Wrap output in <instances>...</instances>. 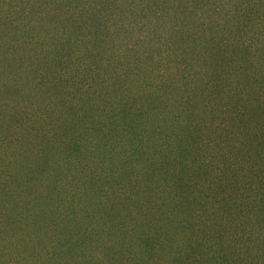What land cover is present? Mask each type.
Here are the masks:
<instances>
[{"label":"rangeland","instance_id":"374dc122","mask_svg":"<svg viewBox=\"0 0 264 264\" xmlns=\"http://www.w3.org/2000/svg\"><path fill=\"white\" fill-rule=\"evenodd\" d=\"M262 99L264 0H0V210L19 213L0 231L58 201L41 229L85 236L76 264H115L89 231L110 246L185 200L264 194Z\"/></svg>","mask_w":264,"mask_h":264},{"label":"trees","instance_id":"16d2710c","mask_svg":"<svg viewBox=\"0 0 264 264\" xmlns=\"http://www.w3.org/2000/svg\"><path fill=\"white\" fill-rule=\"evenodd\" d=\"M261 101L264 102V99ZM226 113L234 114L231 110ZM46 114L51 115L45 111L37 120L52 122ZM262 126L261 124L260 129L252 136L259 142L252 143L264 144ZM254 146L247 145L246 150ZM249 157L253 165H248L247 169H253L256 165L255 158L250 155ZM261 177H264V169ZM246 179L250 181L248 177ZM247 180L246 183H249ZM262 181L264 182V178ZM250 185L243 184L241 190H235L234 196L226 199L222 197L208 200L203 197L198 200H185L183 203L192 202V206L170 212L172 217L167 222L162 220L163 217L162 221L156 223L149 219L138 223L134 227L139 228L138 236L132 235L131 228L112 229L110 246L100 241L99 231H89V235L93 234L91 236L94 248H104V253L100 256L112 258L115 264H156L161 258L174 264H264L259 262L264 259V194H254ZM41 196L50 198L46 194ZM32 206L34 207L30 208V212L39 216L40 222H25L18 228L10 224L0 231V264H67L66 259L71 264H76L74 255L80 257L88 248L85 246L79 253H74L71 247L76 248L79 245L77 240L83 245L87 238H77L79 231L75 230L76 234L67 232L64 225H55L56 221L51 230L41 229L47 220L45 214L50 217L57 214L56 218H62L58 216L65 212V206L58 201H50L44 206L41 201H37ZM225 208L228 210L225 211ZM5 210H0V218L5 215L11 218L19 214L14 207H6ZM218 211L221 213L217 216ZM150 226L156 234L150 233ZM14 236L16 240L13 241L11 238ZM69 252H73V255L70 256ZM173 256L177 260L173 261ZM95 258H99V255H90L87 260Z\"/></svg>","mask_w":264,"mask_h":264}]
</instances>
